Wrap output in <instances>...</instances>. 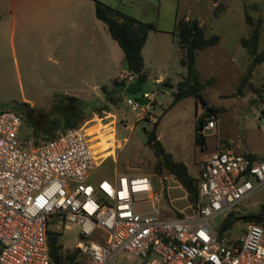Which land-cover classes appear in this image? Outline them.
<instances>
[{"label":"rangeland","instance_id":"obj_1","mask_svg":"<svg viewBox=\"0 0 264 264\" xmlns=\"http://www.w3.org/2000/svg\"><path fill=\"white\" fill-rule=\"evenodd\" d=\"M98 1L142 22L154 23L158 30L166 32L152 35L147 42L143 53L147 78L141 83L140 91L127 97L123 89L116 96L117 104L106 101V92L115 83L127 86L135 79L130 83L122 80L121 75L127 72L122 50L101 22V45L96 50L102 56L101 74L95 78L87 70L79 69L80 63L90 60L93 49L61 45L44 48L35 44L37 38L31 35L23 43L17 34L13 39L0 24V112L22 114L29 107L34 111L53 113L67 97H75L89 106L93 103L106 105V110L93 114L82 124L95 141L93 147L98 148L100 156L106 157L89 182L111 180L115 175L149 176L155 191L161 195L158 208L165 216H191L195 209L187 201V194L178 181L165 171L159 176L154 174L156 159L147 146L146 135L156 125V135L166 152L174 160L183 162L194 179L198 177L199 163L219 144L238 153L264 155V62L252 66L253 58L239 44L240 38L250 31L245 12L254 19H264V0H229L225 13H222L225 5L221 0L213 12L210 9L212 0ZM254 1L259 5L257 10L250 5ZM187 13L190 20L202 21L206 36L218 34L223 44L201 50L196 56L201 82L205 84L202 96L206 104L188 97L170 108L172 93L185 76L175 35L176 18ZM263 48L264 24L258 52ZM245 77L247 83L239 93L237 88ZM157 80L173 86L164 87ZM152 92L157 94L153 109L137 121L126 105V99L140 100L143 94ZM201 118L213 120L214 129L205 133L196 131ZM60 131L63 130L59 128ZM197 135L202 138V143L196 142ZM30 137L35 141L41 139L35 138L30 127L23 123L20 138L28 140ZM261 207L264 208V191L253 194L234 213L244 216L258 212ZM220 222L216 219L214 225L219 227ZM248 222L236 221L227 234L239 235ZM49 230L59 233V243L65 252L74 251L80 240L76 226L57 232L55 225H50ZM114 264H139V260L120 252Z\"/></svg>","mask_w":264,"mask_h":264},{"label":"built area","instance_id":"obj_2","mask_svg":"<svg viewBox=\"0 0 264 264\" xmlns=\"http://www.w3.org/2000/svg\"><path fill=\"white\" fill-rule=\"evenodd\" d=\"M121 78L135 79L128 71ZM156 95L126 99L137 121ZM22 125V114L0 112V264H53L50 225L57 232L77 227L75 264H114L120 252L139 264H264L262 225L248 222L234 237L220 232L231 212L264 191V159L219 144L199 163L195 212L170 218L159 210L161 195L149 176L89 182L106 157L85 125L39 141L20 138ZM214 127L206 121L201 132Z\"/></svg>","mask_w":264,"mask_h":264},{"label":"trees","instance_id":"obj_3","mask_svg":"<svg viewBox=\"0 0 264 264\" xmlns=\"http://www.w3.org/2000/svg\"><path fill=\"white\" fill-rule=\"evenodd\" d=\"M94 7L96 18L106 26L111 38L122 50L127 71L135 77V81L130 83V85L125 86L123 83H115L113 88L106 92V101L117 104L119 101H115L116 96L123 89L126 90L127 97H131L140 91L141 83L147 78L144 70L142 48L148 35L151 32L158 31V29L154 23L142 22L98 0H94ZM251 7L257 9L256 4H252ZM245 22L249 26L250 31L246 37L240 39V45L253 58L251 64L255 66L264 62V48L258 52V42L264 19L261 17L254 19L246 11ZM175 35L181 50L180 64L185 69V76L177 83L176 91L172 93L173 100L169 107L171 108L180 100L188 97L194 98L201 104H206L202 96L205 84L201 82L200 74L196 67V56L199 51L217 45L220 38L218 35L207 37L204 28L199 25V21L197 19L187 20L185 15H177ZM246 83L247 77L241 80L237 88L239 93ZM162 85L166 86V83ZM167 86L171 88L168 83ZM57 107V110L53 111V113L49 111H34L26 107L22 113L23 123L30 127L35 138L54 137L59 128L66 130L78 127L89 120L93 114H99L106 110V105L100 106L93 103L92 106H89L75 97L65 98ZM210 110L215 113L214 110ZM208 116L205 115V117ZM205 122L206 120L203 118L199 119L198 123L200 126L196 125V131H201V127ZM155 131L156 125L146 135L147 146L153 151L156 159L154 174L159 176L165 171L173 176L185 190L189 204L196 209L198 203L197 179L189 175L188 169L183 162L174 160L173 156L166 152ZM196 142L202 143V138H199L198 135ZM247 155L254 157L251 154ZM240 219L264 226V208L261 207L258 212L248 213L244 216H237L234 212H231L221 222L220 232L222 234L227 232ZM47 240L49 257L53 264H75L78 253L76 251L68 253L62 249V245L59 243V233L48 230Z\"/></svg>","mask_w":264,"mask_h":264},{"label":"crops","instance_id":"obj_4","mask_svg":"<svg viewBox=\"0 0 264 264\" xmlns=\"http://www.w3.org/2000/svg\"><path fill=\"white\" fill-rule=\"evenodd\" d=\"M218 1L220 0H212L210 7L212 12L218 5ZM221 1L225 5V10L222 13H225L229 8V0ZM255 2L257 1L252 2L250 5L256 4L258 9L259 5ZM247 4L249 5V3ZM185 16L189 20L190 15L187 13ZM99 22L101 21L95 16L94 0H0V24L2 29L10 32V36L13 39L17 34L19 36L18 38L25 43L26 39L31 35L37 38L34 43L44 48H56L60 47V45L63 47H89L93 49L92 53L89 54L90 60L86 63H80L79 69L87 70L94 78L97 74H101L102 56L101 52L98 54L96 52L97 48L101 45L102 37V27ZM199 25L203 26L202 21H199ZM164 33L166 32L158 30L148 35L142 48L143 60V53L151 36ZM168 35L172 36L170 33ZM221 42L222 40L220 38L219 43L213 47L221 46L223 44ZM97 55L99 56L97 57ZM197 65L196 60V67L198 68ZM157 81L161 82V80ZM163 83L164 81L160 84ZM168 84L171 87L173 86L172 83ZM164 87L170 88L167 86V83ZM96 97L98 98V96ZM243 154H248V152L244 151ZM249 154L259 160L264 159V155L258 156L254 152H249Z\"/></svg>","mask_w":264,"mask_h":264},{"label":"water","instance_id":"obj_5","mask_svg":"<svg viewBox=\"0 0 264 264\" xmlns=\"http://www.w3.org/2000/svg\"><path fill=\"white\" fill-rule=\"evenodd\" d=\"M141 104H144V102H143V101H141ZM197 125H198V126H200V124H199V123H198ZM199 136H201V135H199Z\"/></svg>","mask_w":264,"mask_h":264}]
</instances>
